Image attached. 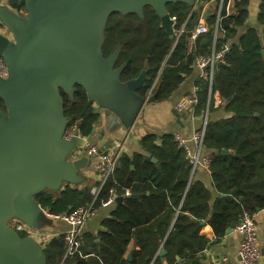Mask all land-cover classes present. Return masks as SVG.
Returning <instances> with one entry per match:
<instances>
[{"label":"trees","instance_id":"trees-1","mask_svg":"<svg viewBox=\"0 0 264 264\" xmlns=\"http://www.w3.org/2000/svg\"><path fill=\"white\" fill-rule=\"evenodd\" d=\"M210 1L214 0H201L196 7L183 1L167 4L170 15L176 17L174 29L185 25L178 40L171 39L151 6L145 7L143 18L115 12L107 21L103 53L107 57L121 46L115 65L123 67L121 80H132L146 71L139 92L148 95L152 89L156 101L164 102L192 72L197 57L229 46L212 84L206 76L196 84L194 114L209 113L203 154L211 156L213 190L195 179L197 168L173 133H149L140 141L144 153L122 154L101 191L98 206L112 189L123 197L103 220V229L96 235L82 234L78 250L65 260V236L53 237L43 248L47 264H203L201 254L211 240L200 234L201 221L210 224L219 240L238 225L245 211L254 214L264 207V0L256 26L247 25L249 0L236 2L234 15L227 14L224 2L220 20L212 15L209 31L191 44V33ZM8 2L18 13L26 11L21 0ZM61 94L65 115L82 119L83 134H92L100 116L85 89L76 85L73 98L64 90ZM0 108L5 109L1 98ZM218 110L224 112L221 118L212 119L211 113ZM91 188L65 185L34 198L50 215L70 213L91 202ZM126 189L130 195H125ZM132 240L138 249L132 250L129 260L126 253ZM163 249L167 252L161 256Z\"/></svg>","mask_w":264,"mask_h":264},{"label":"water","instance_id":"water-1","mask_svg":"<svg viewBox=\"0 0 264 264\" xmlns=\"http://www.w3.org/2000/svg\"><path fill=\"white\" fill-rule=\"evenodd\" d=\"M178 1L196 4L195 0H21L26 10L22 14L0 5V24L6 29L0 30V57L8 66V76L0 77L5 104L0 108V264H47L42 243L31 235L22 237L10 221L18 219L36 228L52 225L53 219L34 195L80 183V171L89 166L87 155L72 158L76 140L63 138L72 119L65 115L61 90L73 98L75 86H82L99 114L126 129L141 114L147 119L149 104L156 101V94L139 92L146 71L121 80L123 67L115 66L121 46L104 56L108 18L115 12L143 18L145 7L151 6L174 39L167 4ZM261 3L249 0V17L258 21ZM211 15L208 9L203 18ZM166 252L163 249L160 255Z\"/></svg>","mask_w":264,"mask_h":264},{"label":"crops","instance_id":"crops-1","mask_svg":"<svg viewBox=\"0 0 264 264\" xmlns=\"http://www.w3.org/2000/svg\"><path fill=\"white\" fill-rule=\"evenodd\" d=\"M225 2V9L227 14H236V2L231 0H226ZM0 5H5L12 8L9 5L8 0H0ZM208 9H211L212 15L218 14L220 9V2L214 0L206 4L204 12H202V18L200 21L206 22L207 25H209L208 19L212 15L207 20L203 18V15ZM247 25H257V20L254 17H249ZM0 30L2 32L6 31V29L2 26L0 27ZM218 35L219 31L217 32V34L215 32V38H217ZM203 76V71L199 67L194 66L192 72L185 77V80L173 93V95L165 102L158 103L157 101H155L154 103L149 104L150 110L147 119H145L143 114H141L137 122L131 129H126L123 126H119L117 122L110 119L109 116L104 113L99 114L100 117L95 124L93 133L87 136L90 137L91 142L97 145L100 150L110 153H114L118 150L117 143H123V147L120 151V156L122 154L133 156L135 153H144V150L140 145V141L149 133H154L157 135L166 133H181L184 136H190L203 124V116L195 115L188 111L179 112L177 110V105L185 98L193 95L196 89L197 82ZM151 94L148 93V96ZM94 106L97 110L98 106L96 103H94ZM223 113L224 112L222 110L214 111L213 113H211V118L214 120H218L221 118V114ZM206 155L207 154H205L204 156ZM88 157L90 158L89 166L83 168L80 171L81 175L83 176V180L80 183L74 184L72 186H94L97 183V158L94 156ZM195 179L202 181L210 190H213V179L208 167L199 166L195 172ZM117 203L118 201L115 200L107 205H99L94 215L88 220L87 224L85 225L83 234L92 233L96 235L100 230H102L103 220L111 215V212L116 207ZM46 214L49 218L53 219L52 225L43 228L35 227V229L44 233L45 237H48L49 239L59 236L60 234L64 235V233L69 229V224L64 220L55 218L48 212ZM255 219L259 233V247L261 250V257L258 261V264H264V213H256ZM202 222H204V224ZM201 224L204 226L202 227L200 234L206 236L211 240V244L201 254L203 264H219L220 262H225L226 264H243L240 254L243 233L237 229L238 225L234 228H231L232 231L227 232L224 237L216 240L210 224H208L206 221H201ZM135 249H138V247L136 246L135 241L132 240L126 253L127 259H129V255H132V250ZM179 264L182 263L180 262Z\"/></svg>","mask_w":264,"mask_h":264},{"label":"built area","instance_id":"built-area-1","mask_svg":"<svg viewBox=\"0 0 264 264\" xmlns=\"http://www.w3.org/2000/svg\"><path fill=\"white\" fill-rule=\"evenodd\" d=\"M196 4L194 7L198 6L201 0H195ZM226 0H219L220 9L218 12V21L221 18V8ZM234 2H240L242 0H231ZM208 3V2H207ZM206 3V4H207ZM204 5V9L206 7ZM203 9V12H204ZM174 21V26L176 23V17L171 16ZM218 26V22H217ZM216 26V34L218 32V28ZM185 25H183L180 29H174V35L176 40L184 33ZM209 31V25L204 21H200L199 24L192 31L190 36L191 44L195 41V39L202 34H205ZM229 46L223 47L219 51L213 50L212 54L208 56H199L194 61V66L199 67L203 71V75L209 77L210 84H212L214 79L215 69L220 62L224 61L225 55L229 51ZM8 76V66L4 59L0 57V77L6 78ZM152 89L149 94H151ZM198 103L197 98V88L192 96L185 98L183 101L178 103L177 110L179 112H191L194 114L195 106ZM220 104V98L218 93L215 94V105L218 106ZM82 119H72L66 130L64 132L63 138L66 141L76 140L75 148L72 152V158H79L83 155L94 156L97 158V172H98V180L97 183L92 186V200L85 206L78 207L74 211L70 213H63L58 215H53L57 219H61L66 221L69 224V229L64 233L65 242H66V252L63 257L65 260L67 257L72 255L81 243V237L87 224L88 220L94 215L97 207L98 200L101 194V191L109 180L111 176H113L118 159L120 157V151L123 147V143H117L118 150L114 153L106 152L100 150V148L91 142L90 137L83 134L81 130ZM206 125L207 119L204 118V122L200 128L194 131L190 136H184L181 133H175V141L178 146L185 151L186 157L193 163L194 169L199 166H204L209 168V164L211 161V156L207 154L204 156L203 154V144L204 138L206 134ZM130 189L125 190V195H129ZM117 194L114 189L111 190L110 197L102 202L101 205H107L116 200ZM259 212L264 213V207L259 210ZM256 214H252L250 212L245 211L243 216L237 226V229L243 233V240L241 243L240 254L242 257L243 264H258V261L261 257V250L259 247V233L257 228V223L255 219ZM10 225L15 228L20 234L24 233L26 236H34L42 245H46L51 239L45 237V234L36 230L35 227L29 226L25 222L14 219L10 221ZM219 264H226L225 262H220Z\"/></svg>","mask_w":264,"mask_h":264},{"label":"rangeland","instance_id":"rangeland-1","mask_svg":"<svg viewBox=\"0 0 264 264\" xmlns=\"http://www.w3.org/2000/svg\"><path fill=\"white\" fill-rule=\"evenodd\" d=\"M208 116H209V113H205V114H204V116H203V122H204V118H206L207 121H208ZM258 212H259V211H258ZM258 212H256V213H258ZM256 213H254V214H256Z\"/></svg>","mask_w":264,"mask_h":264}]
</instances>
